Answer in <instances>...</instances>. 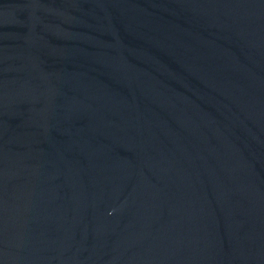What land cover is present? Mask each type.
Returning a JSON list of instances; mask_svg holds the SVG:
<instances>
[{
	"label": "water",
	"instance_id": "obj_1",
	"mask_svg": "<svg viewBox=\"0 0 264 264\" xmlns=\"http://www.w3.org/2000/svg\"><path fill=\"white\" fill-rule=\"evenodd\" d=\"M0 264H264V0H0Z\"/></svg>",
	"mask_w": 264,
	"mask_h": 264
}]
</instances>
